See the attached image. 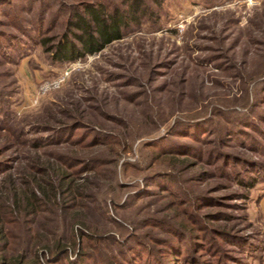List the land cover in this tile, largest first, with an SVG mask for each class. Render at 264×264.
<instances>
[{
    "label": "rangeland",
    "instance_id": "1",
    "mask_svg": "<svg viewBox=\"0 0 264 264\" xmlns=\"http://www.w3.org/2000/svg\"><path fill=\"white\" fill-rule=\"evenodd\" d=\"M80 1H8L6 15L0 14V34L8 36L1 38L0 113L10 114L6 117L11 125L17 120L29 125L42 123V119L57 116L52 105H60L68 94L67 101L73 100L86 112L85 123L98 131L124 137L123 126L113 121V117L119 118L131 125L139 139L132 152L119 158L116 166L104 167L96 176V188L91 192L97 195V203L85 202L79 211L50 205L49 211L37 220H46L49 230L64 226V231L69 232L78 227V214V220L85 222L96 236L115 237L120 243L133 235L158 250L150 240H170V235L148 220L175 225L171 211L164 207L171 199L142 195L148 182L143 177L147 172L124 173L121 164L144 167L146 155L138 153L142 142L165 135L178 120L206 116L209 122L201 131L210 132L204 135V143L198 145L188 138H180V143L226 155L230 174L241 172L245 179H258L252 188L245 189L232 178L222 179L225 165L221 166L220 159L203 166L208 174L205 181H194L202 167L199 164L173 173L171 187L178 188L181 195L193 200L209 198L201 201L197 209L191 202L187 205L189 219L206 227L198 228L203 231L206 247L204 252L194 251V257L210 262L209 256L221 249L235 260L223 264H264V98L263 91L254 88L258 80L253 81L255 72H264V0H161L159 7L148 1L152 15L143 18L139 26H131L123 40L72 64H54L41 40L59 35L68 12ZM111 1L109 4L119 5V1ZM64 73H68L65 81L54 88L53 83ZM46 84L50 88L42 91ZM155 112L160 113L158 119L148 116ZM235 117L240 119L238 123ZM235 123L242 136L226 139V129ZM3 137L0 134V161L7 160L5 163L13 167L11 171L17 173L33 151L11 148L10 141ZM47 148L60 154L77 152L88 156L67 145ZM187 161L191 164L194 160ZM254 166H258L257 175L250 173ZM114 169L116 176L110 175ZM109 186L117 191L112 193ZM147 190L157 192L155 186ZM234 193L238 195L235 197ZM69 220L74 221L70 224ZM13 228L20 244L23 232L17 226ZM224 228L232 233L233 239L227 241L231 244L219 234ZM182 247L183 255L188 254L189 241L184 240ZM98 249L107 260L118 255L120 247L107 242ZM69 256L74 260L73 253Z\"/></svg>",
    "mask_w": 264,
    "mask_h": 264
},
{
    "label": "trees",
    "instance_id": "2",
    "mask_svg": "<svg viewBox=\"0 0 264 264\" xmlns=\"http://www.w3.org/2000/svg\"><path fill=\"white\" fill-rule=\"evenodd\" d=\"M8 1L0 0V14L4 16L9 9L6 6L9 5ZM117 1H119L117 6L109 4L111 0H81L76 3L72 11L68 12L62 32L51 39L41 40L53 63L72 64L85 56L101 53L106 47L123 40L131 26H139L143 18L152 15L149 6L146 5L148 1L158 7L161 5V0ZM84 15H88L89 18ZM1 38L7 39L8 36L0 34V50L4 44ZM55 40L57 41L54 42ZM263 75L264 72L257 71L253 78L254 82L258 80L254 88H259V92L263 91L262 98H264V79L261 80L264 78ZM68 96L67 94V98ZM67 98L62 99L60 105L53 104L52 111L57 116L54 119H42V123L36 121L29 125L25 120H17L11 125L6 117L10 114L0 113L3 116L0 120V134L4 136L3 140L10 141L11 148L16 146L33 151L26 164L20 165V169L15 172L16 175L11 171L13 167L5 163L7 160L0 161V264H223L230 259L235 261L220 248L215 255L209 256L210 262L194 257V251L204 252L206 244L202 242L203 231L199 232L198 228L203 227L206 230V227L203 224L199 226L189 219L187 205L191 202L192 207L197 209L201 201L209 198L205 196L189 199L183 194L182 196L178 188L175 190L171 187L172 175L181 168L194 169L196 164L202 167L194 181H205L208 174L202 170L203 166L212 161L219 162V159L221 166L225 165L222 179L232 178L243 189L252 188L258 179L257 177L245 179L241 172L230 174L228 171V167L231 168L230 160L226 155L217 151L206 152L203 148L196 149L180 143V138H188L198 145L204 143L202 140L204 135L210 132L201 131L204 124L206 127L209 122L206 116H190L185 120H178L165 135L142 142L138 147V153L140 156L146 155L147 162L144 167L127 162L121 164L124 173L147 172L143 177L148 182L142 195L154 194L159 199L167 197L171 199L164 207L171 211L172 220H176L173 222L175 225L162 220H148L152 226L169 232L170 240H150V243L159 247L158 250H154L152 246H148L133 235L120 243L115 237L96 236L90 233V227L85 222L78 220V214L75 220L78 227L69 232L64 231L63 225V229L61 227L49 230L46 228V220H37L40 214L49 211L50 205L57 204L60 209L72 211L85 207V202L97 203V195L91 192L96 188V176L104 167L116 166L119 158L132 152V146L139 139L136 138L137 133L131 131L130 124L115 117L114 123L123 126L125 130L124 137L98 131L91 124L85 123L84 109L78 107L73 100L67 101ZM99 114L106 116L102 112ZM159 114L155 112L148 116L153 115L158 119ZM60 116L65 119L59 118ZM239 116L246 119L241 113ZM238 119L235 117L236 123L239 122ZM236 123L226 129V139L230 137L239 139V136H242ZM79 131L81 134L77 135ZM43 135H46L45 139ZM58 145L76 147L84 155L88 153V156H79L77 152L60 154L47 148ZM95 147H102L103 150L94 152ZM106 154L108 156H105ZM187 158H192L195 162L187 164ZM257 170L258 166H254L250 173L257 175ZM92 173L93 177L89 176ZM111 174L116 176V170H111ZM79 180L81 183H78ZM150 186H155L157 192L147 190ZM111 191L114 193L117 188ZM234 195L236 197L238 194ZM73 221L69 220L70 224ZM14 226L23 232L20 244L12 232ZM219 234L225 237L224 241L227 244H231L227 242L233 239L230 231L224 228ZM184 240L189 241L190 249L185 255L182 247ZM107 242L119 245L120 249L118 255L109 256L104 260V257L99 255L101 251L98 248ZM71 253L75 257L74 260L69 259Z\"/></svg>",
    "mask_w": 264,
    "mask_h": 264
},
{
    "label": "built area",
    "instance_id": "3",
    "mask_svg": "<svg viewBox=\"0 0 264 264\" xmlns=\"http://www.w3.org/2000/svg\"><path fill=\"white\" fill-rule=\"evenodd\" d=\"M67 76H68V73H64V75L62 76V78L59 79L58 81H55L52 86L54 88L59 87L65 81V79H66ZM49 88H50V86L48 84H46V85L43 86V90L42 91L47 90Z\"/></svg>",
    "mask_w": 264,
    "mask_h": 264
}]
</instances>
